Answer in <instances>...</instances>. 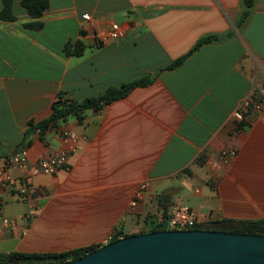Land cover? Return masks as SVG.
<instances>
[{
    "label": "crops",
    "instance_id": "obj_1",
    "mask_svg": "<svg viewBox=\"0 0 264 264\" xmlns=\"http://www.w3.org/2000/svg\"><path fill=\"white\" fill-rule=\"evenodd\" d=\"M241 8V0H49L43 26L31 29L13 0L16 18H0V162L26 146L34 190L0 188V252H63L137 234L167 225L174 203L194 208L201 227L264 219V121L251 109L239 123L233 117L264 82V0L238 28ZM113 24L124 36L97 45L94 33ZM212 33L231 35L189 53ZM76 41L82 52L66 54ZM144 76L148 84L81 120L30 130L60 96L81 101ZM61 131L78 148L69 169L43 173L39 156L66 148ZM225 148L236 149L228 162Z\"/></svg>",
    "mask_w": 264,
    "mask_h": 264
},
{
    "label": "water",
    "instance_id": "obj_2",
    "mask_svg": "<svg viewBox=\"0 0 264 264\" xmlns=\"http://www.w3.org/2000/svg\"><path fill=\"white\" fill-rule=\"evenodd\" d=\"M54 264H264V235L222 229H170L124 235L85 255Z\"/></svg>",
    "mask_w": 264,
    "mask_h": 264
},
{
    "label": "trees",
    "instance_id": "obj_3",
    "mask_svg": "<svg viewBox=\"0 0 264 264\" xmlns=\"http://www.w3.org/2000/svg\"><path fill=\"white\" fill-rule=\"evenodd\" d=\"M256 0H241V11L238 19L235 22L236 27L241 28L249 18L252 8ZM21 5L26 9L27 13L34 19L24 23V27L31 29H40L43 23L38 18L42 16L44 11L49 7V0H20ZM0 18L4 20H14L16 18L13 13V0H2V9L0 11ZM230 33H212L200 37L189 53L197 49L204 43L222 40ZM66 54H79L83 50V45L80 41L68 42L64 46ZM188 53V54H189ZM186 55L176 59L170 67L179 65ZM151 81L149 76L130 81L121 85L120 87H111L103 94L95 97H89L81 101H74L63 99L60 96L52 105L51 114L37 122L30 121V130L34 131L37 127L41 129L42 135L50 125L57 124L60 120H65L68 116H76L79 120L82 119V112L89 108H100L104 104L125 95L130 89L136 85H145ZM226 230L229 232L250 233L264 235V219H240L232 220L225 219L222 221ZM199 224L195 229L200 228ZM166 228L165 222L154 223L148 230H143L140 233L154 232L164 230ZM210 229H222V225L216 223ZM127 235V234H125ZM98 248V244H92L84 247L74 248L63 252H0V264H54L57 262H64L72 260L85 255Z\"/></svg>",
    "mask_w": 264,
    "mask_h": 264
},
{
    "label": "built area",
    "instance_id": "obj_4",
    "mask_svg": "<svg viewBox=\"0 0 264 264\" xmlns=\"http://www.w3.org/2000/svg\"><path fill=\"white\" fill-rule=\"evenodd\" d=\"M85 17H88L85 15ZM125 28L120 24H113L107 29L98 30L94 33L95 42L97 45H102L110 40L124 36ZM259 111L264 121V82L260 91L251 99L246 98L240 105L239 109L233 112V117L236 122H241L244 118V112L248 110ZM41 129L36 128L35 133L40 134ZM61 138L66 142V148L57 153L42 154L38 159L39 170L46 174H54L62 169H69L68 158L69 155L78 148L79 139L72 136L67 131H61ZM236 155L235 148H225L221 151V156L225 162L230 161ZM11 166H17L21 169V175L15 177L9 172ZM32 169L29 165V154L26 146L20 147L17 151L10 155L4 156L0 162V188L14 189L22 197H30L34 190L30 176ZM138 189L135 197L141 196L142 190ZM135 201L133 200V203ZM0 213H1V199H0ZM170 229L174 230H188L195 229L198 224L197 212L194 208L183 203L172 204L169 212ZM3 222L6 227L14 229L16 222L14 219L3 217ZM112 240V236L104 238L98 244V248L108 244Z\"/></svg>",
    "mask_w": 264,
    "mask_h": 264
}]
</instances>
